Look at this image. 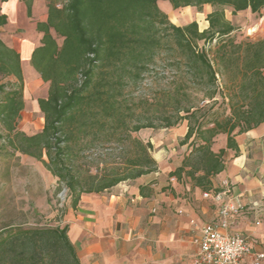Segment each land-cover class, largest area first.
<instances>
[{
    "label": "trees",
    "instance_id": "trees-1",
    "mask_svg": "<svg viewBox=\"0 0 264 264\" xmlns=\"http://www.w3.org/2000/svg\"><path fill=\"white\" fill-rule=\"evenodd\" d=\"M58 1L48 0L45 21L36 23L42 37L30 57L32 69L48 83L46 98L37 100L44 125L35 135L15 133L24 107L21 60L0 39V77L17 81L9 90L0 84V121L9 134L20 138L19 151L41 161L65 185L75 207L82 194L102 193L157 171L152 144L131 133L185 122L187 131L179 145L187 144L189 151L170 175L211 191L212 178L225 169L227 151L238 153L235 137L264 122V37L235 42L231 34L236 28L224 8L233 15L258 14L264 0H67L60 7ZM6 2L0 0V29L7 24L1 13ZM23 2L30 17L32 0ZM159 2L173 10H200L206 5L215 10L207 14L208 27L200 31L194 21L183 26L171 23ZM160 66L173 71L169 89L162 91L170 106H164L158 125L147 119L129 128L126 91ZM217 98L227 113L213 110ZM202 101L211 104L198 107ZM100 133L111 137L121 133L134 150L122 169L82 177L71 165L76 147L81 139ZM221 135L226 137L225 148L214 152L212 146ZM0 264L80 261L66 226L5 227L0 230Z\"/></svg>",
    "mask_w": 264,
    "mask_h": 264
},
{
    "label": "crops",
    "instance_id": "crops-1",
    "mask_svg": "<svg viewBox=\"0 0 264 264\" xmlns=\"http://www.w3.org/2000/svg\"><path fill=\"white\" fill-rule=\"evenodd\" d=\"M12 7L17 24L18 0L2 4L1 13L10 20ZM186 131L184 122L150 139L156 172L102 193L82 194L75 207L67 208L59 226L67 227L80 264H203L200 230L218 221L219 205L203 198L205 191L190 180L170 175L189 151L187 144L179 145ZM216 141L214 152L225 148L224 135ZM235 142L238 153L227 151L225 169L212 178L211 191H229L224 201L236 208L230 231L248 237L253 250L264 251V122Z\"/></svg>",
    "mask_w": 264,
    "mask_h": 264
},
{
    "label": "rangeland",
    "instance_id": "rangeland-1",
    "mask_svg": "<svg viewBox=\"0 0 264 264\" xmlns=\"http://www.w3.org/2000/svg\"><path fill=\"white\" fill-rule=\"evenodd\" d=\"M67 0H59L60 7ZM20 19L17 24L13 21V7L9 11L10 20L0 29L2 42L15 49L20 54L23 74V110L15 126V133L32 136L41 132L44 125L43 114L37 105L39 98H46L48 83H44L30 65V53L40 46L41 33L36 31V23L45 20V12L48 0H32L31 16L26 15V7L23 0H18ZM159 8L164 11L171 23L183 26L190 22H196L200 31L208 27L207 14L215 10L209 5L200 10L195 7L173 10L167 2H159ZM227 20L236 28L231 34L235 42L257 41L264 37V8L258 14L250 11L231 13L230 8H224ZM61 44V39H57ZM202 45V43H200ZM170 67L160 66L156 68L144 81L132 86L126 91L127 109L126 122L130 127L146 122L150 119L155 125L161 121L160 113L164 106H170V100L162 94L164 89H169L170 78L173 76ZM13 76H1L0 84L6 85V90L16 84ZM1 99V93H0ZM211 103L202 101L198 107L209 106ZM224 104L217 103L213 110L226 113L228 110ZM173 118V115H168ZM184 123V122H183ZM167 129H141L131 133V137L141 142H150V139L160 136ZM9 134L0 121V230L5 227H56L63 221L71 198L65 185L53 176L41 161L21 153L18 149L17 138ZM216 145L212 148H217ZM71 165L74 171L82 177L89 174H103L114 169H122L124 159L133 151L131 141L125 139V135L118 133L114 137L104 133L92 134L87 139H81L76 147ZM82 150V151H80ZM153 152V151H152ZM43 160L47 161L46 157ZM60 227V226H59Z\"/></svg>",
    "mask_w": 264,
    "mask_h": 264
},
{
    "label": "built area",
    "instance_id": "built-area-1",
    "mask_svg": "<svg viewBox=\"0 0 264 264\" xmlns=\"http://www.w3.org/2000/svg\"><path fill=\"white\" fill-rule=\"evenodd\" d=\"M227 186V185H226ZM229 191H205L202 196L219 205L218 221L204 225L198 240V257L203 264H264V251H255L251 240L230 231L236 208L224 198Z\"/></svg>",
    "mask_w": 264,
    "mask_h": 264
}]
</instances>
